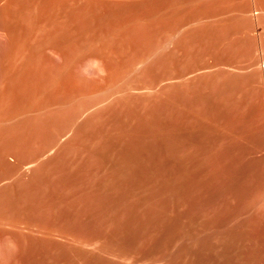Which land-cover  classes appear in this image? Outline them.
<instances>
[{
  "label": "rangeland",
  "instance_id": "374dc122",
  "mask_svg": "<svg viewBox=\"0 0 264 264\" xmlns=\"http://www.w3.org/2000/svg\"><path fill=\"white\" fill-rule=\"evenodd\" d=\"M0 98V264H264V0H0Z\"/></svg>",
  "mask_w": 264,
  "mask_h": 264
},
{
  "label": "bare ground",
  "instance_id": "6f19581e",
  "mask_svg": "<svg viewBox=\"0 0 264 264\" xmlns=\"http://www.w3.org/2000/svg\"><path fill=\"white\" fill-rule=\"evenodd\" d=\"M6 1H7V0H6ZM8 1H10V0H8ZM14 1H15V0H14ZM34 1H35V0H34ZM12 2H13V1H12ZM12 2H11V3H12ZM16 2H17V1H16ZM19 2H20V1H19ZM19 2H18V3H19ZM113 2H114V1H113ZM6 4H7V3H6ZM6 4H5V5H6ZM8 5H9V4H8ZM4 7H5V6H4ZM7 7H8V6H7ZM32 7H34V6H32ZM5 8H6V7H5ZM3 9H4V8H3ZM7 9H8V8H7ZM7 9H6V10H7ZM1 10H2V8H1ZM30 10H31V9H30ZM32 11H33V8H32ZM1 12L3 13L4 11H1ZM32 15H33V14H32ZM34 15H35V14H34ZM30 17H31V16H30ZM31 20H33V19H31ZM60 22H61V21H60ZM29 23H31V21H30ZM61 23H62V22H61ZM61 23H60V24H61ZM33 24H35L34 21H33L32 25H33ZM30 25H31V24H30ZM30 27H31V26H30ZM33 27H34V26H33ZM32 32H33V31H32ZM32 35H34V34H32ZM33 37H34V36H33ZM31 38H32V37H31ZM33 39H34V38H33ZM33 39H32V40H33ZM34 40H35V39H34ZM32 43H33V42H32ZM32 46H33V44H32ZM14 56H15V55H14ZM16 58H17V57L15 56V59H16ZM13 60H14V58H13ZM16 60H17V62H18V59H16ZM16 60H15V61H16ZM18 63H19V62H18ZM18 63H17V64H18ZM14 66H15V65H14ZM12 67H13V66H12ZM19 67H20V66H19ZM14 69H15V68H14ZM19 69H20V68H19ZM12 70H13V68H12ZM17 71H18V69H17ZM17 71H16V72H17ZM16 72H15V73H16ZM19 72H20V71H19ZM12 73H13V72H12ZM17 73H18V72H17ZM14 75H15V74H14ZM17 76H18V75H16V77H17ZM18 77H19V80H20V76H18ZM15 79L17 80V78H15ZM15 83H16V82H15ZM17 84H18V83H17ZM1 87H2V86H1ZM1 90H2V89H1ZM4 91H5V90H4ZM4 91H3V93H4ZM1 93H2V92H1ZM0 99H1V98H0ZM0 104H1V103H0ZM1 106H3V105H1ZM0 110H1V109H0ZM72 130H73V128H72ZM70 131H71V130H70ZM62 133H63V132H62ZM70 133H71V132H70ZM66 134H67V133H66ZM61 135H63V134H61ZM64 136H65V135H64ZM59 137L61 138V136H58V138H59ZM65 137H66V136H65ZM65 137H64V138H65ZM65 139H66V138H65ZM65 139H64V140H65ZM58 141H61V142H62V140H59V139H58ZM56 143H57V142H56ZM59 143H60V142H59ZM57 144H58V143H57ZM60 145H61V144H60ZM55 146H56V145H55ZM53 148H55V147H53ZM52 150H53V149H52ZM49 152H50V151H49ZM44 154H45V153H44ZM47 154H48V153H47ZM41 157H42V156H41Z\"/></svg>",
  "mask_w": 264,
  "mask_h": 264
}]
</instances>
